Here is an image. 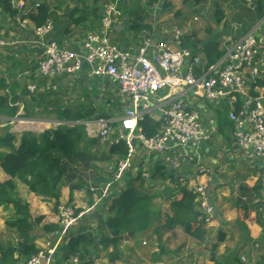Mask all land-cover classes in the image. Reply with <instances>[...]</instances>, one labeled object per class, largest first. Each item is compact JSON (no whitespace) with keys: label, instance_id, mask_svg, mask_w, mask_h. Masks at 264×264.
Returning <instances> with one entry per match:
<instances>
[{"label":"crops","instance_id":"0c3cea01","mask_svg":"<svg viewBox=\"0 0 264 264\" xmlns=\"http://www.w3.org/2000/svg\"><path fill=\"white\" fill-rule=\"evenodd\" d=\"M100 1L94 0L93 3L91 0H29L26 9L32 13L37 10L34 8L36 3L46 4L52 14V21L55 22L54 32L49 39L74 51L81 49L88 33L99 30L103 14L102 8L104 9L107 4H112L116 9L115 24L111 34L113 45L136 54L140 49L141 42L146 38L167 42H172L174 39L173 36L167 37L165 32L152 27L149 19H152L151 13L154 4L151 2L136 0L134 3V0H108V3L101 7L100 4L103 5V2L100 3ZM258 1L216 0L215 9H212L208 4H197L194 13L203 11L205 15H209L208 24H215L208 28L200 21L198 22L195 17L194 21L197 23L189 26L188 32H186L190 41H186L185 46H182L188 48L195 56L200 57L206 65V48L210 44H217L218 49L225 51L227 55L239 41L248 35H253L262 48L257 58L260 70L259 77L253 81L249 91L252 96L264 95V16L260 17L256 11V2ZM11 6L18 11L17 18H11L0 6V15L3 14V19L0 18V24L8 22L13 26L14 30L6 31V33L8 38L15 43L12 46L0 48V98L5 101V105L2 106L5 112L0 115V123L14 122L11 132L20 133L22 132L21 125L12 119L20 112L21 108H23L21 118L33 124V122H67L59 115L58 110L60 108L77 111L84 107L100 105H102L104 112L109 113L113 107L120 106L118 111L113 112L116 116L115 119H109L119 121L124 109L130 105L129 102L121 98L118 86L109 79L91 78L88 66L76 76L61 75L50 79L38 74V63L43 50L37 44V38L34 34L36 27L31 21L22 19L24 16L18 8L19 0H11ZM137 7L140 9L138 10ZM170 7L171 5L168 4L167 10H170ZM168 16L173 17L174 13L171 12ZM82 18L83 20H81ZM79 20L81 21L79 22ZM206 34L209 35L208 39L203 38ZM24 72H31L32 75L24 77ZM28 84L37 87L35 93H30L27 90ZM7 88H9L10 95L6 94ZM195 91V89L187 90L183 100L189 108L199 113L201 123L211 135V140L203 144L198 150L201 162L211 169V174L199 176L196 166L189 162H185L179 169H173L172 163L180 156L178 151L168 154H148L140 148L130 174L131 172L142 174L144 171H151L153 175L158 167L166 168L167 173L172 172V175L167 181L158 180V186L162 182L170 184L172 188L169 193H172L174 197L179 193L178 185L193 191L194 187L199 184H208L211 187L212 206L217 219L211 224H204L205 236L210 235L212 237L214 234L218 235L222 232L226 235L225 242L219 244L216 252L210 254V258L205 254L201 257L200 252L196 251L194 247L196 245L200 251V247H205L208 238H205L204 243L197 242L196 244L194 243L195 240L187 236L179 227L172 231L162 229L165 225V215L169 214L171 202L167 210H163L161 207L157 208L158 212H162L163 218L162 223L153 232L146 237L128 242L132 243V247H134L140 240L146 239L150 242L154 239V245L158 246L157 250H159L161 243L168 245L169 238L171 239L169 240L170 243L176 241L177 237L180 236L187 241V243H183V250L187 252L185 257L191 258L185 261L186 264H235L239 260L242 261V258H245L247 264H260L262 260L260 257L264 256V253L260 251L261 248H264V160H259L251 152L241 149L233 139L234 128L229 120L232 106L229 100L223 99L217 103H212L196 95ZM178 92L166 91L159 94L158 98H170ZM9 99L16 104L15 107L9 106ZM242 103L243 101L239 99L237 106H241ZM48 110H51V117H48ZM151 122L160 126L162 123L160 114L157 113ZM35 129L39 131L42 128ZM5 150L7 151L0 145V182L10 179L1 167V158L2 154L6 153ZM173 176L174 180H172ZM135 185L138 186L139 183ZM143 189L144 187L140 189L142 194ZM17 192L19 198L29 204L32 216L44 217L43 222L39 225L40 228H35L30 237L36 249H43L46 243L54 238L53 232L47 233L42 228L46 225H58L57 208L61 204L69 202L71 191L68 187H64L57 205L46 202L41 197L29 192L28 188L19 181H17ZM146 195L153 196V200H155L157 194ZM72 196V205L79 213L87 210L90 212L78 220L68 236L78 234L80 231L95 229L98 221V210V215H104L110 206L111 199L98 201L94 194L78 191H75ZM243 205L251 212L250 220L239 223L238 207ZM95 207L97 209L94 212V217L90 218ZM197 211L200 213L198 205ZM14 216L13 207L0 208V238L2 234H6L7 237L4 226L5 218L11 219ZM93 220H95V225H93ZM159 227L161 228L159 229ZM94 232L97 230L95 229ZM68 236L66 238L67 244L63 249L69 245ZM236 236H241L239 243L232 242V238ZM14 237L17 243H15ZM23 241L24 239L15 231H12V236L4 242L0 241V264H19L21 261L30 258V256L22 253L20 244ZM191 241L193 244L189 243ZM245 244H251V249L247 248L248 250H246ZM255 244H259L260 248H256ZM2 249L6 254L4 258ZM62 253L65 254L64 250ZM58 256L56 259L61 258V260L57 261L56 264H67V261L62 260L61 255L60 258ZM152 256V259L147 261L149 264H157L155 263L157 261L156 255L153 254ZM74 258L79 260V257Z\"/></svg>","mask_w":264,"mask_h":264},{"label":"built area","instance_id":"2783aa9c","mask_svg":"<svg viewBox=\"0 0 264 264\" xmlns=\"http://www.w3.org/2000/svg\"><path fill=\"white\" fill-rule=\"evenodd\" d=\"M28 3L29 0H19L18 8L24 17L31 14L26 9ZM164 3V0H156L154 9L157 10L159 4L162 6ZM39 6L40 3H36L34 8L38 9ZM115 15V7L106 5L99 30L87 34L79 51L49 39L55 29L51 19L34 29L37 44L43 50L37 69L40 76L50 79L61 75L76 76L86 65L91 78L109 79L118 86L121 98L129 102L130 105L124 109L119 121L100 118L84 123L89 138L97 135L95 138L111 147L126 144V158L108 169L113 182H120L133 169L139 148L148 154L178 151L180 156L172 163L173 169H179L185 162H189L196 166L199 176L211 174V169L201 162L198 153L199 148L211 140V135L201 123L199 113L189 108L183 100L184 93L190 89H195L196 95L212 103L229 100L232 106L229 120L234 128L233 139L241 149L264 160V95L252 96L249 92L251 84L259 77L257 58L262 48L253 35L239 41L223 59L206 68L200 57L182 47L183 33L179 30L173 32L172 42L144 39L136 54L113 45L111 34ZM14 44L0 28V48ZM31 75V72L23 73L24 77ZM27 90L35 93L37 87L28 84ZM166 91L179 92L173 97L159 99L158 95ZM6 94L10 95L9 88ZM239 99L243 103L238 107ZM8 104L10 107L16 106L11 99ZM22 110L12 121L22 126H31L22 128V131H38L35 128L41 122L32 124L25 121L21 118ZM157 113L162 123L155 134L148 136L142 124L151 121ZM116 122L120 123L119 128L114 125ZM150 177L151 173L142 172L145 180ZM110 188L109 184L100 188L91 187L90 191L100 201L108 198ZM193 192L197 197L202 222L206 225L215 222L217 215L212 206L211 187L199 184ZM89 212L77 213L72 206L60 205L58 229L52 233L54 239L48 241L37 254L19 264H55L57 255L62 253L67 244V236L78 220ZM242 260L245 261V258ZM74 261L79 264L77 258Z\"/></svg>","mask_w":264,"mask_h":264},{"label":"trees","instance_id":"16d2710c","mask_svg":"<svg viewBox=\"0 0 264 264\" xmlns=\"http://www.w3.org/2000/svg\"><path fill=\"white\" fill-rule=\"evenodd\" d=\"M200 1L202 0H198ZM155 3L156 0L153 4ZM167 5L165 2L161 7L166 9ZM0 6L11 18H17L18 11L12 8L11 0H0ZM256 11L260 17L264 16V0L256 2ZM52 18L49 7L43 3L28 17H22L23 20L31 21L36 28L43 26L48 19L52 20ZM186 41H190V37H187ZM186 41L182 42V46H185ZM206 54L205 67L208 68L219 62L226 52L219 50L217 44H210L206 48ZM3 101L0 98V115L5 112L2 107L5 105ZM118 107H113L111 113L104 112L102 105L84 107L77 111L60 108L58 111L61 118L66 119L67 122H74V125L60 126L41 133L22 131L16 134L11 132L9 127L2 130L0 145L7 149V152L2 154L1 167L10 179L0 182V208H14L15 216L6 222V226L11 232L15 231L24 239L20 244L24 255L31 257L39 252L32 244L33 240L30 237L35 228L43 222L44 217L32 216L29 204L19 198L17 181L25 185L29 192L56 205L60 201L64 187H68L71 191L69 203H73L72 194L75 191L92 194L91 184L96 186L99 183L95 181V178L93 181L90 177H94L100 170L96 163L115 164L116 158H126L127 148L126 144L122 143L108 150L104 149L99 139L88 137L84 123L100 118L111 119L113 118L111 115L117 111ZM142 126L148 136L155 134L160 128L151 121L144 122ZM171 175L172 172L167 173L166 168L158 167L152 179L167 181ZM109 176L112 181V175ZM144 180L140 173L137 179L130 180L118 194L112 192L111 198H106L111 199L106 213L97 214L98 221L95 227L97 232H94L93 228L68 236L69 245L63 249L65 254L60 253L58 258L61 255L63 261L69 262L73 257H79V262L82 263L87 259L92 260L101 248L107 254L108 260L116 263L121 260V250L124 246L132 245L128 241L141 239L153 232L162 223L163 215L153 205V196L141 193L140 189L145 185ZM136 183L139 185L136 186ZM178 186L179 193L170 201L169 214L165 215V225L162 229L172 231L179 227L187 236L199 243H204L206 236L201 214L197 211V197L187 187ZM238 208V222L245 223L250 220L251 212L248 208L245 205ZM57 229L58 225L43 227L47 233ZM217 238L216 243L212 245L213 253L220 243L225 242L226 235L221 232ZM255 245L258 246V244ZM260 251L264 253V248ZM1 252L4 258L5 251L2 249ZM260 259H262L260 264H264V256Z\"/></svg>","mask_w":264,"mask_h":264},{"label":"rangeland","instance_id":"374dc122","mask_svg":"<svg viewBox=\"0 0 264 264\" xmlns=\"http://www.w3.org/2000/svg\"><path fill=\"white\" fill-rule=\"evenodd\" d=\"M91 2L94 3V0H91ZM101 2H103V5L100 4V6L103 7L105 4L108 3V0H101L100 3ZM145 2H151L153 4L154 0H145ZM164 2L171 5L170 10L169 9L167 10V8L166 9L162 8L161 5L159 4L157 10L152 8V13H151L152 19H149V20L152 23V27L154 26V28L156 30L165 32L167 37L173 36V32L176 30H179L183 33V37H182L181 41L182 42L184 40L186 41V38H187L186 32H188L187 30H188L189 26H192L195 23H197L194 21L195 17L198 19V22L200 21L201 23H203L208 28L215 24V23H213V24L209 25L208 24L209 15H205L203 11L194 13L195 12L194 8L197 4H199L201 2L200 4H203V5L208 4L212 7V9H215L216 0H202L200 2H198V0H164ZM134 3H136V0H134ZM137 8H138V10L140 9V7H137ZM102 10H103V8H102ZM171 12L174 13L173 17L168 16L169 13H171ZM212 12H214V11H212ZM139 14H140V12H139ZM215 17H216V12H215ZM0 18L3 19V14L0 15ZM114 22H115V17H114ZM0 28L3 29L5 32L6 31L10 32V31L14 30L13 26L8 22H6L5 24L1 23ZM203 38L208 39L209 35L206 34L203 36ZM142 42H141V44H142ZM68 98H70V97H68ZM119 109H120V106L118 107L117 111ZM114 110L116 111V108ZM50 113H51V110H48V113H47L48 117H51ZM112 116H113L112 119H115L116 116L114 113ZM42 123H43V124H41L42 129H40L39 131H33V132L41 133L45 130L56 129L57 125L66 126V124H64L62 122H52V123L51 122H47V123L42 122ZM36 124H38V123H36ZM114 125L118 128L120 127L119 122L114 123ZM12 126L13 125L10 122L9 123H6V122L0 123V130H1L0 133L2 134V132H3L2 130L4 128L9 127L11 130ZM22 127L30 128L31 126L28 125V126H22ZM14 133H16V132H14ZM95 137H97V135H92V138H95ZM102 147H104V149H107V150L109 148H111V146L105 145V144H102ZM118 159H120V158L119 157L116 158L114 160V162L116 163L117 161H119ZM96 164H97V166H100V168H99L100 170L96 172L97 174L94 177H92V176H90V177L93 181H94L93 178H95V181L97 180V182H99L96 185L99 188L105 187L106 185H109V184L111 185L108 198H111L112 192H113V194H118L119 191L125 186L126 182H129L130 180H135L139 176V174H137V173L131 172V174H130V172H129L127 175H125V178L122 179L120 182H113V181H110V179H111L109 176L110 174L108 175L107 172H109L108 171L109 167L111 165H113L114 163L111 164L110 162H104V163H96ZM149 173H151V177L148 180H144L145 185H144V189L142 190V192L145 195L156 193L157 195L155 197V200H152V202L154 203V206H156L157 208L161 207L163 210H167L170 201L172 199H174V195L172 193H169V191L172 187L170 186V184H168V183L166 184V182H162V184L160 186H158L159 181H154L152 179V172L150 171ZM91 186L96 187L92 184H91ZM157 200H159V201H157ZM52 203H54V202H52ZM61 205H69V206L74 207L72 205V203H69V202L67 204H61ZM58 208H59V206H58ZM58 208H57V212H58ZM96 209L97 208L95 207L92 210V212H91L92 215H90V218L94 217V212L96 211ZM98 213H99V210H98ZM55 214H56V211H55ZM56 216L58 218V213ZM8 219H10V218L9 217L5 218V224H4L5 231H7V237H6V234L5 235L2 234V236L0 238L1 242H4L8 237L12 236V232L6 226V222L8 221ZM94 222H95V220H93V225H95ZM42 230H43V228H42ZM77 230H78V227H77ZM217 236H218L217 234L216 235L214 234L212 237L210 235H206L205 238L206 239L208 238V239H207V241L205 239V241H206L205 247H200L201 248L200 251L198 250V247H196V245H195L194 248L196 251L200 252L201 257L203 254H205V256L210 258V254H213L212 245L214 243H216V241L218 240ZM177 238L178 239L176 241L170 242V243H169V240H171V239L169 238L167 241L168 245H164L163 243H161L159 250H157L158 246L156 247L154 245V243H155L154 239L150 242L146 239L140 240L139 243L137 245H135L134 247H132L131 244H127L126 246H124L123 250H121V260H119L116 263L110 262L107 258V254L105 252H103V250L100 248V250L95 253L92 260L87 259L82 263L80 261L79 264H149V261H147V260L148 259L151 260L153 257L152 256L153 254L156 255V257H157V261L155 262L157 264H186L185 261L191 259L189 257H185L187 252L185 250H183V243L185 244V243H187V241H185V239L181 238L180 236H178ZM240 239H241V236H236V237L232 238V242L233 243H236V242L239 243ZM144 240H146V241H144ZM14 241H15V243H17L15 240V237H14ZM189 243L193 244V241H191ZM194 243L197 244V241L195 240ZM173 244H174V246H173ZM255 247L260 248V245L258 244V246H255ZM244 248L246 250L251 249V244H245ZM215 252H216V250H215ZM192 257H193V255H192ZM59 260L60 259H55V264ZM67 264H75L74 257L69 262H67ZM235 264H247V261L239 260V261L235 262Z\"/></svg>","mask_w":264,"mask_h":264},{"label":"bare ground","instance_id":"6f19581e","mask_svg":"<svg viewBox=\"0 0 264 264\" xmlns=\"http://www.w3.org/2000/svg\"><path fill=\"white\" fill-rule=\"evenodd\" d=\"M33 123H34V122H33ZM36 123H37V122H36ZM41 124H43V123H41ZM41 124H40L38 127L42 128V127H41ZM21 127H22V125H21ZM22 128H24V127H22Z\"/></svg>","mask_w":264,"mask_h":264}]
</instances>
